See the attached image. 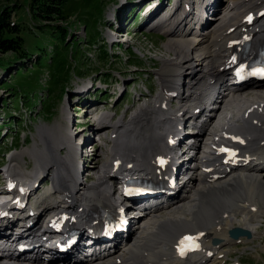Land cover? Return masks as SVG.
I'll return each instance as SVG.
<instances>
[{"label":"bare ground","instance_id":"obj_1","mask_svg":"<svg viewBox=\"0 0 264 264\" xmlns=\"http://www.w3.org/2000/svg\"><path fill=\"white\" fill-rule=\"evenodd\" d=\"M148 1L150 4L143 11L148 23L154 21L153 27L160 29L169 26L171 18L178 25L176 31L168 33L165 48L174 58L164 60L158 73L161 92L129 121L121 119L109 126L106 114L104 122L98 119L103 115L97 118L99 127L114 129L113 135L107 137L112 145L109 160L102 166L97 158L93 162L86 158V153L79 152L81 143H74L73 135L68 133L69 125L51 131L40 128L44 148L13 155L12 158L21 160L20 165L10 164V158L4 173L1 172L8 188L0 192V226L10 229L24 223L37 227L33 232L43 230L41 235L45 237L51 234L50 230L56 233L51 223L72 219L65 217L66 212H80V219L72 222L78 224L82 233L91 232L92 224H102L105 213L117 218L122 214L121 203L114 196L116 189L111 186L118 175L124 181L148 178L162 194L163 200L156 198L153 203L168 205L160 207L161 204L154 210L144 208L146 212L142 210L144 213L138 219L123 215L128 223H134V230L125 231L113 241L114 251L105 260L91 259L84 264H221L232 245L247 244L264 235V231H258L264 219V83L228 87L217 94H212L216 88L211 89L225 87L226 75L239 64L251 63L264 46V0H230L225 4L217 0H168L167 7V0ZM210 11L219 13L217 25L208 22L212 20L208 18ZM204 30L207 33L201 37ZM242 42L251 47L248 53L239 55ZM247 91L250 99L238 98ZM230 97L237 100L231 103L233 109L227 101ZM219 114L222 121L216 126ZM71 118L68 113L65 120L70 122ZM191 122L194 135L189 143L185 141L184 128ZM213 126L218 129L210 130ZM204 136L210 141L202 142ZM98 142L105 143L104 137ZM60 145H64L62 151H68L66 156L58 149ZM202 145L213 154L199 155ZM196 150L199 152L191 160L197 168L189 166L182 172L185 160L180 159ZM27 154L35 165L30 171L26 168L29 173L21 171ZM95 156L98 157L97 153ZM244 157L249 161L239 163ZM90 162L96 164L94 168H90ZM48 167L54 168L55 178L53 172L50 175L42 171ZM87 168L90 175L92 172L97 176L95 180L91 178V184L80 176ZM187 173L190 178L179 188L175 177ZM45 174L52 177L53 186L39 195L38 203L29 202L28 197L39 193V180ZM54 198L55 201L51 200ZM47 199L52 203L45 204ZM162 210L173 213L144 227V223L156 220ZM233 228L249 231L252 238L231 239L229 232ZM215 239L218 244L213 243ZM126 240L125 249L120 248ZM189 241L198 245L183 257L181 249ZM261 247L264 250V242Z\"/></svg>","mask_w":264,"mask_h":264},{"label":"rangeland","instance_id":"obj_2","mask_svg":"<svg viewBox=\"0 0 264 264\" xmlns=\"http://www.w3.org/2000/svg\"><path fill=\"white\" fill-rule=\"evenodd\" d=\"M225 1L228 3L230 0H217L222 4H225ZM146 2L147 0H66L63 9L66 20L51 22L53 27L60 25L68 30L70 37L65 43L60 37V32L53 30L51 25L42 26L49 25L48 22H40L29 14L31 0H0V12L6 7L14 11L13 19L21 27L24 49L28 56H32L26 63L20 64V59L13 61L12 53L0 54V59L11 61V66H14L10 73L0 66V173H4L10 158V164L20 165L21 160L12 158L13 155L44 148L40 128L51 131L57 127L64 129L66 124L69 125L68 133L73 135L74 143H81L79 152L86 153V158L93 162V159L97 158L95 161L100 166L108 162L112 145L107 137L113 135L114 129L99 127L97 118L106 114V125L109 126L121 119L129 121L138 109L150 104L159 95L161 85L158 73L160 74L163 68L164 60L174 58L165 47L169 40V30L176 31L178 25L171 22L170 18L169 26L160 29L153 27L154 21L148 23L149 20L143 17V11L150 4V1ZM166 4L167 7L168 0ZM195 12L197 13V10ZM166 13L167 11L164 12ZM210 14L212 11L208 16L212 17V20L208 19V22L213 26L217 25L219 13ZM115 30L127 32L124 39L128 42L113 39ZM201 32L202 37L206 35L207 30ZM231 98L227 99L230 105L236 100V97ZM238 98L245 101L250 99L251 95L248 91L242 92ZM4 100L8 103L6 109L2 104ZM174 105L177 103L174 102ZM66 110L72 117L70 122L65 120L68 114ZM9 112L17 116L11 124L7 115ZM105 118L107 117L103 115L98 119L104 122ZM217 119L216 126L222 121V116L219 114ZM187 124L189 125L184 128L185 132H188L191 123ZM216 126L210 130L218 129ZM100 137H104L105 143L98 142ZM190 138L192 137L186 136L185 140ZM208 141L210 140L207 136L202 138V142ZM63 147L64 145H60L58 149L66 156L68 151H62ZM201 147L199 155H203L206 149L203 145ZM197 152L199 150L195 153ZM96 153L98 157L95 156ZM29 156L31 155H24L25 162L22 163L21 171L28 172L35 168L34 161ZM186 156L187 153L182 159ZM81 162L83 163V160ZM192 162L194 161L187 165ZM42 164L44 166L43 162ZM89 164L92 165L90 168L96 165L91 162ZM43 169L42 171L46 170L50 175L53 172L55 178L54 168ZM89 170L85 169L84 174L82 172L80 176L84 182L91 184L97 176L92 172L90 175ZM2 173L0 192L8 188ZM47 174L39 180V193L36 191L34 196L28 197L29 202H37L39 195L53 186V179ZM181 177L182 175L176 177V183H180L183 179ZM180 195H184V192ZM51 200L47 199L45 204L52 203ZM172 213L162 210L156 220L146 221L144 227ZM131 229L134 230V226ZM258 231H264V219L259 223ZM263 242L264 235L261 234L259 238L247 244L232 245V251L221 264H234L236 261L242 264H264V250L261 247Z\"/></svg>","mask_w":264,"mask_h":264},{"label":"trees","instance_id":"obj_3","mask_svg":"<svg viewBox=\"0 0 264 264\" xmlns=\"http://www.w3.org/2000/svg\"><path fill=\"white\" fill-rule=\"evenodd\" d=\"M65 2L66 0H31L28 12L32 17L37 18L40 22H48L49 25H42L44 27H48L51 25V22L66 20L63 12ZM13 18L14 11L9 7H6L0 12V54L6 55L8 53H12L14 55L13 61L20 59V64L26 63L32 58V56H28L27 51L24 49L21 27ZM52 28L53 30L60 32V37L66 43L68 37H70L68 30L60 25L54 27L52 26ZM0 62V66H2L7 73L14 70V66H11V61L5 62L0 59ZM18 65L19 63L16 64V66ZM2 104L3 108L6 109V106L8 105L7 101L4 100ZM7 115L9 117L8 119L10 124L12 121L14 122L17 119V116L13 115L11 112L7 113Z\"/></svg>","mask_w":264,"mask_h":264},{"label":"water","instance_id":"obj_4","mask_svg":"<svg viewBox=\"0 0 264 264\" xmlns=\"http://www.w3.org/2000/svg\"><path fill=\"white\" fill-rule=\"evenodd\" d=\"M229 235L234 240H239L240 238H244V237L249 239V240L252 238L251 233L245 229H242V228L231 229L229 232ZM218 243H219V240L218 239L215 240V244H218Z\"/></svg>","mask_w":264,"mask_h":264},{"label":"snow or ice","instance_id":"obj_5","mask_svg":"<svg viewBox=\"0 0 264 264\" xmlns=\"http://www.w3.org/2000/svg\"><path fill=\"white\" fill-rule=\"evenodd\" d=\"M261 75H264V73H261ZM161 164H163V161H161ZM188 239H191V238H188Z\"/></svg>","mask_w":264,"mask_h":264}]
</instances>
